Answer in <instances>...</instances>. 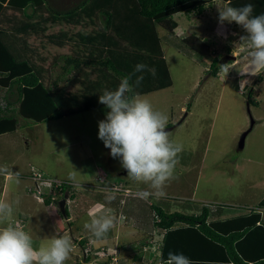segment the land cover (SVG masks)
<instances>
[{
  "label": "rangeland",
  "instance_id": "374dc122",
  "mask_svg": "<svg viewBox=\"0 0 264 264\" xmlns=\"http://www.w3.org/2000/svg\"><path fill=\"white\" fill-rule=\"evenodd\" d=\"M217 3L220 7L228 5L221 0ZM218 17V9L203 18L194 13L174 15L184 29L215 48L214 58L221 59L218 74H212L210 59L160 28L173 85L140 95L168 116L167 126L176 124L168 130L170 139L183 145L176 179L165 188L166 196L145 199L141 193L150 191L146 185L128 177L127 185V170L119 173L120 159L113 158L98 137L99 121L109 111L105 106L47 122L21 117L16 131L0 134V165L21 174L19 185L0 176V199L12 202L19 198L20 204L14 206L8 222L24 221L35 247L47 246L52 238L67 234L74 251L66 264H84L87 250L90 260L86 264H131L129 255L134 264H158L155 254L163 236L153 226L151 204L189 214H200L207 206L212 209L210 219L215 220L246 212L264 197V74L241 73L248 62L247 41L241 39L246 34L231 29L235 22L225 21L230 26L229 35L217 37L213 29ZM228 47L237 62L225 60ZM4 92L0 87L2 106L6 105ZM252 120L244 148L239 149L241 135ZM29 164L63 180H69L74 169L79 172L82 188H76L73 196H77V204L68 203L72 220H67L57 202L49 206L29 190L32 183L28 185L30 179L21 172ZM113 181L118 189L108 188ZM97 201L104 203L102 207ZM89 210L121 218L124 231L119 232L116 225L106 239L96 240L83 226ZM81 239L86 241L84 246ZM103 245L109 248L108 255L100 253Z\"/></svg>",
  "mask_w": 264,
  "mask_h": 264
},
{
  "label": "trees",
  "instance_id": "16d2710c",
  "mask_svg": "<svg viewBox=\"0 0 264 264\" xmlns=\"http://www.w3.org/2000/svg\"><path fill=\"white\" fill-rule=\"evenodd\" d=\"M217 1L82 0L58 7L50 0H0V24L8 17L10 30L24 33L16 43H8L0 28V87L6 100V105L0 103V134L16 131L21 117L47 122L103 107L99 96L105 90H115L125 76H131L138 95L172 86L160 28L171 34L178 25L175 14L201 16ZM221 1L233 7L252 4L253 15L264 14V0ZM39 9L42 13L35 20ZM15 12H23L28 21L21 22ZM49 24L60 29L49 36L50 42L60 49L73 42L68 50L74 52L55 49L47 55L44 49L30 47L36 42L29 43L32 33L44 38ZM182 41L210 59L212 74H218L221 59L214 58V49L201 37L192 33ZM227 52L232 53L231 47ZM137 64L147 65L155 74L147 70L133 74ZM141 75L143 80L137 86ZM68 191L70 198L76 193L65 185L63 192ZM45 203H51L50 197ZM151 207L153 226L163 234L155 254L158 264H165L169 253L183 254L192 264H264V199L256 208L215 220L210 219L207 206L200 214ZM66 213L70 217L68 205ZM85 243L81 239L80 244ZM86 253L88 262L90 253Z\"/></svg>",
  "mask_w": 264,
  "mask_h": 264
},
{
  "label": "clouds",
  "instance_id": "9594fccd",
  "mask_svg": "<svg viewBox=\"0 0 264 264\" xmlns=\"http://www.w3.org/2000/svg\"><path fill=\"white\" fill-rule=\"evenodd\" d=\"M217 6L221 26L225 21L229 24L235 22L246 33L241 39L247 41L248 63L241 73L251 76L264 74V14L253 15L252 4L242 7ZM145 70L155 74V70L145 64H137L133 74ZM142 80L143 76H138L136 85L139 86ZM130 81L131 76L122 77L115 90H105L99 96V103L109 111L105 119L99 121L98 137L110 149V155L120 159L121 166L127 170V176L150 189L141 193L145 199L151 196L162 198L166 196L168 183L176 179L183 145L170 139L168 116L154 109L147 98L134 94ZM245 81H242L241 88ZM78 173L74 169L68 179L79 190L82 185ZM0 176L16 185H19L21 179L20 172H14L7 165H0ZM19 204V198L12 202L0 199V225H4L0 226V264H66L74 251L71 237L64 234L52 238L47 246L35 247L28 231L19 224L8 222V218L14 214V206ZM88 218L83 226L98 241L106 239L117 224L115 216L94 210H89ZM165 264L192 262L183 254L169 253Z\"/></svg>",
  "mask_w": 264,
  "mask_h": 264
},
{
  "label": "crops",
  "instance_id": "0c3cea01",
  "mask_svg": "<svg viewBox=\"0 0 264 264\" xmlns=\"http://www.w3.org/2000/svg\"><path fill=\"white\" fill-rule=\"evenodd\" d=\"M51 1V3H53L55 6H58V7H68V6H71V5H74V4H76V3H79L80 1H82V0H50ZM226 3V2H225ZM227 4V3H226ZM217 5H219V3H215L214 4V6L213 7H210L208 10H206L201 16H198L199 18L200 17H204L205 15H207V14H209L210 12H214L215 10H217L218 9V6ZM10 11H12V10H9V13H10ZM42 12H41V10L39 9L36 13H35V16H34V19L36 20V19H39V16H40V14H41ZM5 16H7V15H5ZM15 16L19 19V20H21V22H27L28 21V19H26L25 17H24V14H23V12H15ZM0 28H3L4 29V31H5V33L3 34V36H4V39L9 43L11 40H13L14 41V43H16V40L18 41V39L19 38H21V37H23L24 36V33H16V32H12L11 30H10V28H9V25H8V17H4V19L2 20V22H1V24H0ZM79 28V27H78ZM231 29L232 30H240L241 32H243L244 34H246L245 32H244V30L241 28V27H239V25H232L231 26ZM78 30V29H77ZM229 30H230V26L228 25V24H226L225 22H224V24H223V26H221L220 25V23H219V20H217L216 21V24H215V27H214V29H213V33L218 37V36H221V37H225V36H228L229 35ZM60 32V29H59V27L58 26H55L54 24H49L48 25V28H47V31H46V34H45V37L44 38H42L41 36V34H40V38H38L37 37V35H35L34 33H32L34 36H32L31 38H30V41H29V43L30 42H34L35 40H36V42L34 43V45H32L31 43H30V47L31 48H33V47H38L39 49H44V51H45V53L47 54V55H51L52 53H53V51L55 50V49H58V50H60L62 53H70L71 51L70 50H68L69 48H70V46L71 45H73L72 43L73 42H69V43H67L64 47H63V49H60V47L58 48V47H56L53 43H51L50 41H51V38H49V36L51 35V34H57V33H59ZM177 32H180L179 33V35H176L177 34ZM188 34H191L190 32H189V30H187V29H184V27H182L179 23H178V25H177V27L174 29V31H173V35H172V33H171V35H172V37L173 38H178L179 37V39L180 40H182L184 37H186ZM215 49V48H214ZM32 50V49H31ZM72 52H74V51H72ZM230 55H232V54H230ZM237 60V58L236 59H233V61H234V63L235 62H237L236 61ZM248 63V62H247ZM247 66V65H246ZM246 75V74H245ZM31 165H33V164H29L28 165V167H27V169H24V170H21V172L23 173H25V175H24V177L25 178H28V179H30V181H29V183H28V185L30 184V183H32V185H33V181H32V179L30 178V177H28V175H29V171H30V166ZM41 169V168H40ZM123 171V167L122 166H120L119 167V173L120 172H122ZM126 176V175H125ZM127 177L128 176H126V178H124L125 179V182H127V185H128V180H127ZM128 179H130L129 177H128ZM115 184H118V183H116V182H114L113 181V183L111 184V187L110 186H108V188L110 189V188H113V186H115ZM121 184L124 186V184H123V182H121ZM31 186V185H30ZM102 188V187H101ZM108 188H106L107 189V191H105L104 193H106L107 195H108V193H109V189ZM126 188H128V189H130V187L128 186H126ZM114 193L116 194V193H118V192H115L114 191ZM123 193V192H122ZM76 194V193H75ZM106 195V196H107ZM126 196V195H125ZM37 198H39L38 196H37ZM41 199V198H40ZM100 199V198H99ZM122 199H124V198H122ZM262 199H264V197H262V198H260L259 199V201L257 202V204H256V206H255V208L257 207V205L259 204V202L260 201H262ZM43 200V199H42ZM44 201V200H43ZM77 201V196L76 197H72V198H70L69 199V201H67V205H69L68 203H70V204H72V203H74V202H76ZM100 201V200H99ZM99 201H97L98 203H97V205H99V206H102V204H104V203H102V202H99ZM76 204H77V202H76ZM52 206V205H54V204H52V202L49 204V206ZM106 206H108V202L106 203ZM74 207V206H73ZM73 207H72V209H73ZM209 208V207H208ZM25 209H29V207H27V208H25ZM210 209V208H209ZM262 209V208H261ZM29 212L31 213V212H34L33 210H29ZM262 212H263V215H264V209L262 210ZM210 213H212V209H210ZM241 213H243V212H241ZM241 213H238V214H236V215H239V214H241ZM75 216V215H74ZM231 216H235V215H231ZM67 218V217H66ZM119 219H120V222H119ZM119 219H117V226L119 225V232H122V231H124V229L125 228H121L122 227V225H120L121 224V218H119ZM67 220H72V215H70V217L69 218H67ZM27 225H28V223H27ZM71 225V227H73L72 225V223L70 224ZM130 232H131V230H130ZM158 235H161V236H163V234L161 233V232H158ZM162 239H163V237H161ZM162 239H161V241H162ZM104 250H105V248H106V250H107V252H104V255L105 254H107L108 255V253H109V248H107V247H105L104 245H103V247H102ZM101 252V251H100ZM87 254L84 252V261H83V263H85V261L87 260V256H86ZM90 255V254H89ZM130 256V261H132V263L134 264V260L133 259H131V255H129ZM115 257V256H114ZM113 257V259H115ZM131 263V264H132Z\"/></svg>",
  "mask_w": 264,
  "mask_h": 264
},
{
  "label": "built area",
  "instance_id": "2783aa9c",
  "mask_svg": "<svg viewBox=\"0 0 264 264\" xmlns=\"http://www.w3.org/2000/svg\"><path fill=\"white\" fill-rule=\"evenodd\" d=\"M28 177H30L33 181V185L29 187V190L34 191L36 196L43 199L44 201L46 198L50 197L52 203L57 202L59 204L66 193L70 195V191L66 193L63 192L65 185H68L71 190L76 189L70 180L52 177L35 165L30 166ZM114 188L118 189L119 187L114 186ZM127 192H130V190L128 189ZM68 200L69 199H67V201ZM17 224L23 228L26 227V223L24 221L19 220ZM103 250L100 253L104 254Z\"/></svg>",
  "mask_w": 264,
  "mask_h": 264
},
{
  "label": "water",
  "instance_id": "95a60500",
  "mask_svg": "<svg viewBox=\"0 0 264 264\" xmlns=\"http://www.w3.org/2000/svg\"><path fill=\"white\" fill-rule=\"evenodd\" d=\"M230 59H236V57L234 55H228L225 60L228 61ZM253 125H254V120H252L251 127L248 130H246L241 135V138H240V141H239V147H238L239 149H243L244 148L247 134L250 132V130L252 129ZM174 126H176V124L175 125H169V126H167V130L173 129ZM68 196L69 195L66 193L65 196H64V198L59 203L60 209H61V211H63V213H64L65 216H67V213H66V205H67V198H68Z\"/></svg>",
  "mask_w": 264,
  "mask_h": 264
}]
</instances>
